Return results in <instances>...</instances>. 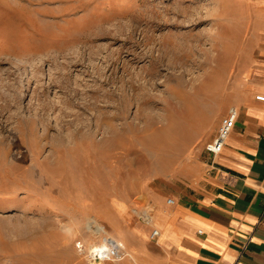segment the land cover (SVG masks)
<instances>
[{
  "label": "rangeland",
  "instance_id": "1",
  "mask_svg": "<svg viewBox=\"0 0 264 264\" xmlns=\"http://www.w3.org/2000/svg\"><path fill=\"white\" fill-rule=\"evenodd\" d=\"M259 2L0 0V264H90L77 241L108 237L128 257L105 264H157V242L134 251V208L156 220L201 181Z\"/></svg>",
  "mask_w": 264,
  "mask_h": 264
},
{
  "label": "crops",
  "instance_id": "2",
  "mask_svg": "<svg viewBox=\"0 0 264 264\" xmlns=\"http://www.w3.org/2000/svg\"><path fill=\"white\" fill-rule=\"evenodd\" d=\"M258 4L259 46L236 107V126L221 154L205 151L202 179L191 193L176 196L173 206L155 200L159 238H151L149 227V235L133 233L134 239L146 236L135 244L141 258L148 259L151 240L161 253L157 264H264V102L257 99L264 96V0Z\"/></svg>",
  "mask_w": 264,
  "mask_h": 264
},
{
  "label": "built area",
  "instance_id": "3",
  "mask_svg": "<svg viewBox=\"0 0 264 264\" xmlns=\"http://www.w3.org/2000/svg\"><path fill=\"white\" fill-rule=\"evenodd\" d=\"M257 99L264 102V96H257ZM238 118V110L236 108H231L223 118L215 139L206 144L205 151L208 154L213 156L221 154L236 126ZM142 203L143 202L137 204V207L134 208V213L147 227L151 228V238L157 239L160 236V230L155 226V208L150 203L141 207ZM174 204L175 201L173 199L167 200L168 206H173ZM76 248L90 264L117 263L128 257L124 245L120 241L110 237L106 238L103 244L88 243L85 240H78Z\"/></svg>",
  "mask_w": 264,
  "mask_h": 264
},
{
  "label": "bare ground",
  "instance_id": "4",
  "mask_svg": "<svg viewBox=\"0 0 264 264\" xmlns=\"http://www.w3.org/2000/svg\"><path fill=\"white\" fill-rule=\"evenodd\" d=\"M98 231H101V232H103V234H106V231L104 232L103 228L98 229ZM143 235H144V238H145V234L142 233L141 236H140V238H138V240H139V239H141L140 241L144 240V238L142 239V236H143ZM126 236H127V234H126ZM105 239H106V238H105ZM105 239L103 240V243H104ZM136 239H137V238H136ZM103 243H102V244H103ZM95 244H96V243H95ZM124 247H125V246H124ZM125 251H126V249H125ZM129 256L133 258L132 251L129 252Z\"/></svg>",
  "mask_w": 264,
  "mask_h": 264
}]
</instances>
